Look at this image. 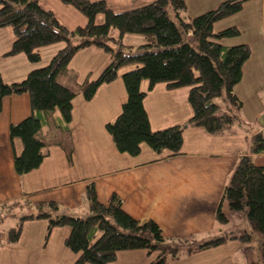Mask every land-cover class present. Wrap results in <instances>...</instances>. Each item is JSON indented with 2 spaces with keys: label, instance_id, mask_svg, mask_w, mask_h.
Segmentation results:
<instances>
[{
  "label": "trees",
  "instance_id": "trees-1",
  "mask_svg": "<svg viewBox=\"0 0 264 264\" xmlns=\"http://www.w3.org/2000/svg\"><path fill=\"white\" fill-rule=\"evenodd\" d=\"M247 1L250 0H225L213 10L189 18L184 0H155L121 13H114L102 0H60L86 18L84 26L69 29L52 11L43 9L38 0H0V29L8 28L13 34L5 56L24 55L36 65L41 60V48L62 45L45 66L32 69L21 81L7 83L0 75V107L7 97L26 94L30 98V116L8 129L12 143H21V150L14 153L13 159L16 174L32 172L42 163L46 144L39 132L43 127L68 132L74 97L81 95L90 101L100 86L118 78L123 82L126 101L105 129L121 154L136 157L141 146L146 145L156 154L167 151L172 157L180 154L186 128H202L212 135L231 132L242 120V104L234 87L240 82L250 49L247 45L223 47L219 41L237 37L239 31L230 27L216 32L213 27L240 12ZM98 15L103 18L101 24H96ZM126 35L140 36L143 43L138 47L128 45L124 42ZM89 47L104 51L110 62L95 80L80 85L68 64L78 51ZM124 68L130 69L120 75ZM142 81L148 83L147 91L157 84H164L168 90L188 88L187 101L192 111L188 121L152 131L143 107L146 93L140 89ZM65 150L70 159V144ZM256 154H264L261 133L252 136L248 153L239 158L215 213L220 224L229 221L227 213L244 215L250 232H243L239 240L247 251L254 242L251 234L258 236L256 257L247 264H264V167L253 162L252 155ZM86 199L88 214L83 218L60 213L59 205L53 202L34 204V213L13 211L10 215L17 222L5 232L6 242L15 244L22 223L32 219H45L48 233L54 228L69 230L64 245L75 255L73 264H109L119 252L139 250L155 255L148 264H167L178 259L184 245L188 246L186 253L191 254L226 241L219 238L204 243L192 239L171 242L154 222L140 224L126 214L117 196L102 205L96 199L94 186L89 184ZM24 204L4 206V213L23 210Z\"/></svg>",
  "mask_w": 264,
  "mask_h": 264
},
{
  "label": "crops",
  "instance_id": "crops-1",
  "mask_svg": "<svg viewBox=\"0 0 264 264\" xmlns=\"http://www.w3.org/2000/svg\"><path fill=\"white\" fill-rule=\"evenodd\" d=\"M102 1L114 13H121L155 0ZM224 1L184 0L186 15L197 17ZM38 3L52 11L69 29L86 24L81 13L60 0H38ZM230 27H235L239 35L219 43L223 47L247 45L250 49L240 82L234 87L242 104V120L231 132L221 134H208L198 127L186 128L177 156L168 157L167 151L156 154L146 145L141 146L136 157L117 151L105 126L116 119L126 101L123 82L118 78L100 86L90 101H85L81 95L74 97L67 133L43 127L39 137L46 144V156L36 170L19 176L13 159L14 153L20 152L21 143H12L8 129L30 116V98L23 94L3 99L0 107V215L4 206L14 202L29 204H24L23 210H11L16 214L34 213V204L53 202L59 205L60 213L83 218L88 214L86 189L92 184L100 204L106 205L112 196H117L126 214L140 224L154 222L171 242L192 239L195 243H204L226 239L218 246L191 254L186 253L188 246L184 245L178 259L167 264H247L250 259L254 260L258 236L251 234L254 242L249 251L239 240L243 232H250L244 215L227 213L229 221L220 224L215 213L239 158L249 151L252 136L261 133L264 137V0L247 1L240 12L216 22L213 28L217 32ZM127 36L132 35H126L124 42L134 46L126 41ZM12 40L10 29H0V75L7 83L21 81L32 69L45 66L62 48L61 44L41 48L40 62L32 65L24 55L5 56ZM109 62L108 54L89 47L74 55L68 70L81 85L95 80ZM128 69H121L120 75ZM147 88L148 83L142 81L140 89L146 93L143 107L152 131L182 125L191 117L188 88L168 90L164 84H157L150 91ZM68 144L70 159L65 150ZM252 159L257 166L264 167V154L252 155ZM12 219L14 227L17 218ZM54 230L55 236L47 232L45 219L26 220L15 244L7 243L6 231H0V264H72L75 255L64 246L69 230ZM141 251L119 252L115 262L120 256L125 263L148 264L149 255Z\"/></svg>",
  "mask_w": 264,
  "mask_h": 264
},
{
  "label": "rangeland",
  "instance_id": "rangeland-1",
  "mask_svg": "<svg viewBox=\"0 0 264 264\" xmlns=\"http://www.w3.org/2000/svg\"><path fill=\"white\" fill-rule=\"evenodd\" d=\"M102 21H103V18H102V16L100 15H98L97 17H96V24H101L102 23ZM112 34L114 35V36H117V32L116 31H113L112 32ZM128 43H130V44H133L135 47H138L139 45H141L142 43H143V39L141 38V37H136L135 35L133 36H127V40H126ZM134 52H135V50H134ZM259 123H261V120H259ZM9 212V211H8ZM17 212V211H16ZM13 214V212L12 213H8V214H5L4 212H3V214H2V216H5V217H3V222H2V224H1V226H0V231L2 232V231H7L8 229H9V227L11 228V227H13V223L15 222L14 221V219H12V216L11 215ZM1 215H0V217H2ZM83 215H81V217H82ZM13 220V221H12ZM54 229L51 231L52 233H53V235L55 236V233H54ZM57 232V231H56ZM65 246V245H64ZM66 248V247H65ZM67 249V248H66ZM68 250V249H67ZM69 251V250H68ZM70 252V251H69ZM141 252H143V251H141ZM143 254H145V252L143 253ZM145 255H147V253L145 254ZM144 255V256H145ZM126 256V255H125ZM154 254H152V255H150L149 256V261H148V263L150 262V261H152L153 260V258H154ZM180 256V255H179ZM117 257H118V255H117ZM127 257V256H126ZM172 260V259H171ZM171 260H169V261H171ZM173 260H175V259H173ZM74 261H75V259H74ZM74 261H73V263H74ZM116 261V260H115ZM112 262L111 264H131L130 262L129 263H125L126 262V260H124L122 257H120L119 256V258L117 259V262ZM72 263V264H73ZM110 264V263H109Z\"/></svg>",
  "mask_w": 264,
  "mask_h": 264
}]
</instances>
